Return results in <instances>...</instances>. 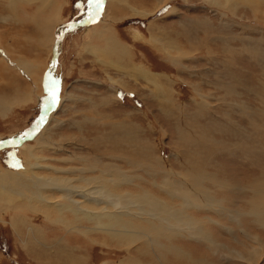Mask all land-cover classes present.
Listing matches in <instances>:
<instances>
[{
    "label": "rangeland",
    "instance_id": "obj_1",
    "mask_svg": "<svg viewBox=\"0 0 264 264\" xmlns=\"http://www.w3.org/2000/svg\"><path fill=\"white\" fill-rule=\"evenodd\" d=\"M12 2L0 0V99L18 97L0 108V264H264L262 227L237 206L256 198L251 213L264 216V167L244 174L239 166L249 157L264 166V63L234 69L233 57L263 59L264 0H102L98 9L99 0H30L16 3V21ZM38 17L54 31L84 24L53 44L54 36L37 39ZM109 167L113 174L100 172ZM201 172L205 196L193 187ZM52 178L101 186L71 209ZM146 192L179 213L168 228L183 230L192 218L218 246L197 241L198 231L175 234L173 246L148 245L141 226L149 219L139 215Z\"/></svg>",
    "mask_w": 264,
    "mask_h": 264
},
{
    "label": "bare ground",
    "instance_id": "obj_2",
    "mask_svg": "<svg viewBox=\"0 0 264 264\" xmlns=\"http://www.w3.org/2000/svg\"><path fill=\"white\" fill-rule=\"evenodd\" d=\"M9 1H11V0H9ZM28 1H30V0H13V2H12V8L13 9H15V5H16V3H22V5H23V3H27ZM45 2V1H44ZM99 2H100V4H98L97 6H95V8H100V5H101V3H102V0H99ZM98 2V3H99ZM95 3H97V0H95ZM48 4V3H47ZM27 6V5H26ZM12 9V10H13ZM16 10H17V8L15 9V11H14V13L13 14H11L10 16H9V18L12 20V21H16L15 19H16ZM38 10H39V8H38ZM106 11V10H105ZM36 17V16H35ZM33 18V17H32ZM31 18V19H32ZM32 20H34V19H32ZM95 21H96V19H94ZM98 20V19H97ZM75 22V21H74ZM99 22H101V21H99ZM34 23H35V25L37 26V29L39 30L38 32L39 33H37V39H39L40 41L42 40V39H45V40H49V37H52V36H54V39L52 40L51 38V40H52V43L54 44V42L56 41L58 44H60V42H61V39H62V36H63V34H64V32H66V31H73V30H75L76 28H77V25H74V24H71V25H63V24H60L59 23V26H58V28H57V31H54V29L56 28V26H57V24L56 25H54V26H52V28L50 29V28H48V27H50L49 25L51 24L49 21H46L45 20V18H42V19H39V17H38V19H35V21H34ZM76 24H77V22H76ZM84 24V23H83ZM82 25V24H81ZM65 26V27H64ZM79 26V25H78ZM51 31V32H50ZM36 34V33H35ZM23 36V35H22ZM49 36V37H48ZM59 36H60V38H59ZM31 37V36H30ZM25 39V38H24ZM26 39H28V38H26ZM40 41H39V43H40ZM50 41V40H49ZM57 45V44H56ZM59 45L57 46V51H59ZM104 52H105V50H104ZM57 53V52H56ZM55 53V54H56ZM107 53V52H106ZM13 58H11V60H12ZM5 61V60H4ZM18 62V64L20 65V67H22L23 68V70L24 71H29L30 70V68H31V71H32V65H30V64H28V62L27 61H24V60H16L15 59V62ZM55 62H56V56L54 55V58H53V60H52V68H55ZM7 64H9L8 62H7ZM17 64V65H18ZM14 66V65H13ZM31 66V67H30ZM15 67V66H14ZM18 68V67H17ZM137 68V67H136ZM4 70V69H3ZM49 70H50V68H49ZM53 70V69H52ZM52 70H50V71H52ZM139 70V69H138ZM54 71V70H53ZM30 73V72H29ZM50 74V73H49ZM14 76V75H13ZM53 77H49V81L47 82V84H46V86H47V90H48V85H49V82H55V79H56V76L54 77V74L52 75ZM5 79H6V77H4ZM33 79V78H32ZM236 79V78H235ZM233 80H234V77H233ZM261 82V81H260ZM8 83V82H7ZM6 85H8V86H10L9 84H6ZM5 85V86H6ZM49 88H53V86L51 85ZM261 88V87H260ZM11 89H13V88H11ZM10 89V90H11ZM230 89V88H229ZM2 92H3V90H4V86H2V88L0 89ZM12 92H13V90H12ZM230 92H231V90H230ZM52 95V94H51ZM2 96V98L0 99L1 100V104H0V108L1 109H3V112L8 108V106H11L10 104L11 103H14V100L15 99H18V97L17 96H15V95H9V99L8 98H6V97H4L5 95H1ZM50 96V95H49ZM54 97V96H53ZM52 97V98H53ZM262 97V96H261ZM260 97V98H261ZM20 99V98H19ZM54 99V98H53ZM262 99V98H261ZM263 105V104H262ZM233 106V105H232ZM245 108V107H244ZM9 109V108H8ZM203 109H205V106H203ZM206 110V109H205ZM205 110H204V112H205ZM1 111V110H0ZM240 111V110H239ZM242 111H243V114L242 115H244L245 113H246V111H247V109L245 108V109H243L242 108ZM203 112V113H204ZM202 115H204V114H202ZM45 116V115H44ZM44 116L40 119V123H41V121L43 120V118H44ZM246 116V115H245ZM248 116V115H247ZM250 117V116H249ZM249 120H252V119H249ZM253 123V122H252ZM251 123V121H250V124H252ZM252 127V126H251ZM223 129V128H222ZM225 129V128H224ZM210 132V131H209ZM35 133V132H34ZM206 133H208V132H206ZM29 134H31L30 132H26V134L23 136V137H18L19 139V143L20 142H22L23 140H24V138L25 137H28V135ZM205 134V133H204ZM203 134V135H204ZM34 135V134H33ZM203 135H200V136H202V137H204ZM205 136H206V134H205ZM188 139V138H187ZM15 140V139H14ZM200 140V139H199ZM206 140H208V139H206ZM17 141V140H16ZM186 141V140H185ZM190 141H192V139L190 140ZM196 141V140H195ZM200 141H203V140H200ZM213 141V140H212ZM245 141V140H244ZM186 143H188V141L186 142ZM213 145V144H212ZM233 145V144H232ZM234 147V146H233ZM246 147V146H245ZM250 147V146H249ZM231 149V148H230ZM246 150V149H245ZM108 151V150H107ZM112 151V150H111ZM110 152V151H109ZM210 152V151H209ZM108 153V152H107ZM192 153H194V155L197 153V152H195V151H193ZM248 153V152H247ZM251 154V153H250ZM111 157H113L114 156V154L113 155H110ZM182 156V155H181ZM244 156V155H243ZM248 159V158H247ZM29 164H32V163H29ZM34 164V163H33ZM197 168V167H196ZM195 168V169H196ZM202 168H203V166H202ZM186 169V168H185ZM201 169V168H200ZM29 170L32 172V169L31 168H27L26 167V170H24V172L25 173H27V172H29ZM82 170H80V172H81ZM103 175H106V176H108V175H111V174H113V171H112V168L111 167H109V168H106L105 169V171H100ZM202 173V172H201ZM189 175V174H188ZM187 176V175H186ZM77 177H81V175L80 176H77ZM185 177V176H184ZM190 177V176H189ZM195 177V176H194ZM29 178L32 180V183L35 185V186H43L45 183H44V181H42L41 182V180H40V178H35V177H33V175H31V176H29ZM183 178V177H182ZM187 178V177H186ZM197 178V177H196ZM204 178H205V175H203V173L200 175V179H197V180H195V186H193L195 189H196V191L199 193V194H202V192L200 193V190H202L203 191V194H204V196H205V194L207 195V190H206V188H202V186H201V184L202 185H204L203 184V182H205V180H204ZM189 179V178H188ZM211 179V178H210ZM189 181H190V179H189ZM78 182V181H77ZM0 183H1V180H0ZM70 182L68 181V180H65V179H57V178H52V188H55V189H57V190H60V191H62L63 192V194H64V196L66 197V199H67V201H68V203H64L63 201H62V205H64V204H67V206H70L71 207V209H73V208H78V209H82L80 206H79V204L82 202V199H85V198H87V199H92V194H93V191H97L99 188H100V186L101 185H99V180H98V178H89V179H86L85 180V184L84 185H78V184H69ZM175 183V182H174ZM191 183H192V185H193V181L191 180ZM199 183V184H198ZM172 185V182H170V184H169V186H171ZM174 186L172 187V188H170L173 192H177L178 194L180 193V192H182L183 193V191H179L178 192V189H179V187L181 186V184H178V186L176 185V184H173ZM191 186V185H190ZM190 186H189V188H190ZM192 187V186H191ZM202 188V189H201ZM192 189L190 188L189 189V191L188 190H186V192H185V196L187 197V198H185V199H188V198H190L191 199V197H192ZM195 191V192H196ZM176 193V194H177ZM27 194V193H26ZM177 194V195H178ZM30 195V194H29ZM181 195V194H180ZM179 195V196H180ZM31 196V195H30ZM200 196H202V195H200ZM0 197H1V193H0ZM27 198H29V197H27ZM143 198H144V201L146 200V202H147V208H148V210H145V211H143L142 213H139V215H141L142 217H145V218H148L149 219V223L147 224V225H145V226H141V228H142V230L143 231H147L148 232V234H149V236L148 235H146V239H148L147 241H148V245L151 243L150 241H152V243L154 244V245H156L159 249H160V247H162L161 245L163 244H161V242H160V240L162 239V240H164V241H167V242H165V244L167 245V246H173V236H176L175 234H177V233H179V235H180V233L181 232H188L187 234L189 235V236H191V235H194L195 234V232H197L198 231V235H199V237H201V238H195V239H197V241L199 240V241H201V242H204L205 240H203V237H202V235H203V233L201 232V231H203L204 229H202L201 227H197V226H194V225H191L192 224V222H191V219L192 218H186L185 219V222H186V225L185 226H182L184 229L183 230H175V229H171V228H168L169 226H171V225H173V224H176V223H178L179 221H181L180 220V218H179V213H177V212H173V213H170V212H166V211H163V208H161L160 207V205L154 200V198L151 196V193H145L144 194V196H143ZM183 199H184V197H182ZM202 198V197H201ZM205 197H203V199H204ZM182 199V200H183ZM199 199V198H198ZM10 200V199H9ZM22 200V199H21ZM30 200V199H29ZM195 200V198H192L191 200H186L187 201V203H191V202H193ZM197 200V199H196ZM209 200H211V199H209ZM93 201V200H92ZM252 201V200H251ZM203 202H205V201H203ZM209 202V201H208ZM189 203V204H190ZM188 204V205H189ZM205 204V203H204ZM214 204V203H213ZM195 206V205H194ZM193 206V207H194ZM197 206V205H196ZM202 207V206H201ZM258 207V206H257ZM196 208V207H195ZM200 208V206L199 207H197L196 209H199ZM261 208V207H260ZM218 211H219V209H218ZM258 211V210H257ZM248 212V211H247ZM220 213V212H219ZM262 213H264V212H262ZM207 216V215H206ZM103 218H105L106 219V223L105 222H102L103 223V225L104 226H111V225H113V223L111 222V219H110V216L109 215H103L102 216ZM135 217H136V215H135ZM193 220V219H192ZM194 221V220H193ZM171 222H173V223H171ZM199 225H200V223H199ZM128 226V224L127 225H124V226H121V227H123V228H126ZM175 226V225H174ZM132 227V226H131ZM145 227V228H144ZM161 228H164V229H166V231H164V230H160ZM109 229H111L112 230V227H110ZM206 229V228H205ZM201 230V231H200ZM207 230V229H206ZM151 231H153V232H157V233H155L154 235H156V236H153L152 237V235H150L151 233ZM208 231V230H207ZM231 231V230H230ZM166 232H168V233H166ZM133 233H134V231L133 232H131L130 234L133 236ZM137 233L138 232H136L135 233V235H134V237H136L137 236ZM143 233V232H142ZM160 235H159V234ZM210 233V232H209ZM140 234H141V232H140ZM185 235V234H184ZM183 235V236H184ZM196 235V234H195ZM139 236H141V235H139ZM198 237V236H197ZM208 237V236H207ZM212 237V236H211ZM185 238H187V237H185ZM194 238V237H193ZM160 239V240H159ZM184 240H186V239H184ZM192 240H194V239H192ZM175 241V240H174ZM216 241H218V240H216ZM169 242H171V243H169ZM219 242V241H218ZM205 243V242H204ZM203 244V243H202ZM205 244H207V246H209V245H212L213 247H217L218 246V243H215V242H213V241H211V239L207 242V243H205ZM175 246V245H174ZM167 249V248H166ZM213 252V251H212ZM240 255H238V257H239ZM76 262V261H75ZM198 262H201V261H199L198 260Z\"/></svg>",
    "mask_w": 264,
    "mask_h": 264
},
{
    "label": "crops",
    "instance_id": "obj_3",
    "mask_svg": "<svg viewBox=\"0 0 264 264\" xmlns=\"http://www.w3.org/2000/svg\"><path fill=\"white\" fill-rule=\"evenodd\" d=\"M260 31H262V30H260ZM259 33H261V32H259ZM260 35V34H259ZM262 39H264L263 37H264V35H261L260 36ZM261 46H263V49H264V45H261ZM234 48H237V45L234 47ZM234 48H233V50H234ZM263 53H264V51H263ZM255 56V59H254V62L252 61V62H250V59H249V57H247L246 58V60H243V58L242 59H239L240 58V54H237L236 55V53L233 55V57H234V59H235V61H234V69H240V67L236 64V63H239L241 60L242 61H246V63H247V65H248V67L249 66H251L249 63H251V64H254V63H256V65H258L259 67H261L262 68V66H261V64H263L264 62V57H263V59L262 60H260L259 62L260 63H258V61H257V54H255L254 55ZM264 56V55H263ZM258 67V68H259ZM264 67V66H263ZM261 72H263L262 70H261ZM255 79V78H254ZM259 81H261L262 83H264V81H262V80H259ZM240 93H243V94H245L246 96H247V98L248 97H250L247 93H246V91H245V89H241L240 91H239ZM253 95V94H252ZM241 96H239L238 98H240ZM252 101H254V96H253V98H250ZM237 103V102H236ZM236 103H235V105H236ZM255 103H257V104H260V102H259V99L258 100H256L255 101ZM247 105V104H246ZM248 106V105H247ZM236 107L235 106H233V109H235ZM233 109H231V110H233ZM233 112H234V110H233ZM237 112L238 113H240L239 111H238V108H237ZM230 115V114H229ZM233 116V115H232ZM231 117V116H230ZM231 120H234V118L233 117H231ZM239 123H241L240 121H238V122H236L235 124H231V129H234L235 127H233V125H237V124H239ZM248 124V123H247ZM233 132V131H232ZM250 159V157L247 159H245V160H243V161H241L240 162V167H242V169L244 170V174L247 172V171H245V168L249 171V167H250V170L252 171V170H254V169H260V170H262L263 168L262 167H264L263 166V164H261V161L258 163V165H253V163H252V161H251V159ZM242 163H245V164H242ZM217 167V166H216ZM239 167V168H240ZM250 171V172H251ZM216 173V172H215ZM254 174V173H253ZM264 174H262L261 176H263ZM215 176H216V174H215ZM224 179L225 180H227L226 178H222V181L224 182ZM217 180V183L219 182V178H217L216 179ZM234 179H232V182L234 183L235 181H233ZM228 181V180H227ZM254 184H255V179H254V182H253ZM253 183L252 182H250V180L247 178L246 179V182H245V189L246 190H248L250 193H253V197H255V191H254V185H253ZM204 184V183H203ZM205 184L208 186V184H207V182H205ZM241 187V186H240ZM242 188V187H241ZM244 188V187H243ZM221 189H223V188H221ZM225 195V193H224V191L222 190V196H224ZM255 199L256 198H254V199H248V198H244V203H245V205L243 206V207H240L239 205H237L238 206V210H239V214H238V216L240 217V214L242 213V211H241V209H243V212L245 213V214H248V216L251 218V217H253L254 219H253V221H254V223H255V225H259V226H261L262 227V229H260V230H257V231H259L260 233H262V234H264V216H253L252 215V213H251V211H252V208H254V207H256V206H258L257 204L258 203H254L253 201H255ZM252 200V201H251ZM223 205H227V204H223ZM260 205V204H259ZM228 206V205H227ZM248 209H250V210H248ZM248 211V212H247ZM232 219H233V217H232ZM232 225H234V222H233V220H232ZM239 223H240V221H239ZM243 225H241V228L243 229V230H245V231H248L247 229H248V227H242ZM238 228H240V227H238ZM257 231H254V232H257ZM262 238V237H261ZM262 240H264V238H262Z\"/></svg>",
    "mask_w": 264,
    "mask_h": 264
},
{
    "label": "water",
    "instance_id": "obj_4",
    "mask_svg": "<svg viewBox=\"0 0 264 264\" xmlns=\"http://www.w3.org/2000/svg\"><path fill=\"white\" fill-rule=\"evenodd\" d=\"M100 12V11H99ZM87 20V19H86ZM65 24H67V25H71V24H74V25H81V24H83V21H81V22H77V24H76V22H74V21H71V22H67V23H65ZM59 38H60V36H59ZM56 56V55H55ZM1 146H5V147H12V146H10V144L8 145H4V144H2Z\"/></svg>",
    "mask_w": 264,
    "mask_h": 264
}]
</instances>
